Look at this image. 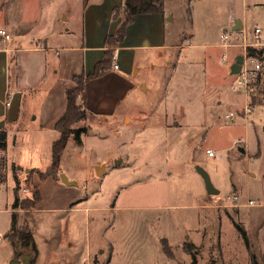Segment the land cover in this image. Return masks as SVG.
<instances>
[{"label":"rangeland","instance_id":"obj_1","mask_svg":"<svg viewBox=\"0 0 264 264\" xmlns=\"http://www.w3.org/2000/svg\"><path fill=\"white\" fill-rule=\"evenodd\" d=\"M164 3L175 13L182 12L183 17L191 6L192 28L196 32L192 42L210 46L200 47L207 51L209 94L214 93L216 86L222 88L209 107L216 115V122L223 124L208 131L204 149L194 157L191 149H183L180 142L171 140L170 132L164 127L163 108L144 110L139 123L138 115L126 121L121 119L115 126L118 134L114 127L99 128L102 122L94 120L92 114L78 122L75 126L82 130L81 142L67 144L59 168L54 171L59 180L63 173L74 183L55 184L49 180L41 187L47 198L53 199L49 208L58 207L61 198L70 196L86 200L91 207L89 216L69 209L38 210L33 214L34 209L20 208L16 212L18 227L34 215L35 246L42 258H49L55 250L60 254L57 264H64L71 260L69 252L104 242L110 243L104 246L106 254L114 248L108 264H188L192 262V255L186 251L185 243H192L197 264H251V252L246 250L236 224L243 228L249 224L248 228L259 230L258 219L253 215L260 209L237 206L225 198L239 188L245 199L264 202V104L257 103L264 102V86L261 85V95L245 118L241 115L245 107L243 93L229 91L233 84L229 71L242 49L222 47L220 33L226 28L234 34L231 29L234 15L248 30L254 24L261 27L264 41V0H163ZM82 7L83 0H0V28L10 29L19 38L27 31L36 36L54 33L57 28L67 31L76 27L75 22L66 21L64 11L78 15ZM225 52L229 59L220 63L218 59ZM164 87L159 86V91ZM228 91L236 96L241 94L240 99L218 107L216 99L226 97ZM140 102L144 106L152 104L143 95ZM232 112L239 116L229 120ZM205 146L213 148L214 157L206 154ZM239 146H244L246 152L237 153ZM28 147V143H23L18 148L17 164L25 168L31 156ZM52 150L48 151L49 162ZM7 163L0 148V194L6 191L9 196L8 202H0V232L5 235L0 249L8 245V240L12 243L9 234L13 213L8 210L14 207L11 192L15 193L19 186L21 199L28 196L22 192L23 180L8 178ZM102 164L105 169L97 174L95 168ZM12 168L16 171L14 165ZM198 168L207 171L219 194L206 193ZM22 175L32 182V172L23 171ZM162 241L167 243L173 257L167 255ZM256 257L257 263L263 264V255ZM101 263L97 254L89 264Z\"/></svg>","mask_w":264,"mask_h":264},{"label":"crops","instance_id":"obj_2","mask_svg":"<svg viewBox=\"0 0 264 264\" xmlns=\"http://www.w3.org/2000/svg\"><path fill=\"white\" fill-rule=\"evenodd\" d=\"M123 3L124 0H83V7L81 12L78 11V15L64 11L66 21L75 22L76 28L72 27L67 31L57 28L54 33L48 34V32L37 36L32 31L30 32L33 34L27 31L21 35V38L9 29L13 34L9 52L4 50L0 42V123H3L0 126V133L2 131L6 134V148L2 151L8 162L6 166L8 178L15 177L18 182L23 180L25 184L23 187L28 188V195L35 185L40 191L41 200L37 203L33 214L38 210L69 209L74 212H84L85 216H89L91 207L86 204V200L70 196L61 198V202L56 199L58 207L49 208L48 204L53 199L47 198L41 185L49 180H53L55 184L61 183L62 180L58 179V173L53 172L44 178L40 174L46 173L52 165L53 158L49 162L48 151L53 149V144L61 136L56 124L67 111L68 90L77 86L76 77L87 76L95 71L96 65L105 58L108 49L112 50L110 68L104 74L86 80L84 84L85 110L95 117L94 120L99 119L102 122L99 128L114 127L118 134L115 126L121 122V119L126 121L127 118L131 119L138 115L139 123L142 122L141 115L145 113L144 110L163 108L164 127L170 132L171 140L180 142L183 149H191L195 157L197 151L204 149L208 131L223 124L216 122L214 119L216 115L209 107V103L222 93L220 91L222 88L216 86L214 93L209 94L207 51L200 47L210 46H200L192 42L196 32L192 28L191 6L185 17L182 12L175 13V10L165 3H162L159 11L134 14L132 22L126 27L125 37L110 46L107 38L117 32L125 19ZM237 21L241 20H236L232 15L231 29L234 31L232 39L233 42L238 43L242 41L243 30L249 28L242 21L243 28L234 30ZM76 22H79V25H76ZM224 29L226 28L222 31ZM31 38H34L33 41ZM228 49L233 50V47ZM113 55L116 56L119 64L118 69L113 67ZM229 72L234 81L235 74H232L231 70ZM261 84L264 86V77ZM159 86L165 87L159 91ZM229 91L224 95L226 97L216 99L218 107L235 102L236 98L240 99L241 94L240 96L234 94L243 93L230 94ZM142 95L148 97L152 104L154 103L153 108L150 103L146 106L140 104ZM259 95H261L260 90L257 96L251 99L245 95L241 98L244 99L245 104L251 100L254 105ZM257 103L264 104V102ZM95 124L91 123L92 126H96ZM74 127L77 129L76 126ZM69 142L74 144L77 142L74 132L69 134L67 144ZM23 143L29 144L31 155L26 168L17 164L18 148ZM207 149L213 148L205 146L206 154H208ZM246 150L244 146H239L237 153H244ZM38 155L41 156L40 160ZM40 165L42 166L39 167ZM23 171L32 172V182H28V177L22 175ZM236 189L238 191H234L233 195L239 196L237 204H242L241 206L247 209L251 207L260 209L253 215V218L258 219L259 230L248 228L249 224H246L245 228L236 224L245 231L248 241L246 242L241 232L240 236L246 250L251 252L250 257L254 255L258 264L257 255L262 254L264 260V202L254 198L245 199L239 188ZM11 195V202H14L16 194L11 192ZM8 197L6 191L4 195L0 194V202L2 200L8 202ZM249 200H254L256 204L247 205ZM19 209L8 210L14 213ZM18 223L17 216V225ZM2 242L3 240L0 243ZM107 245L110 243L87 244L86 247L69 252L68 256L71 260L64 264H89L91 258L97 254L102 261L101 264H108L112 260L114 248L106 254L104 246ZM36 250V264H57L60 261V254L55 250L50 253L49 258H42L38 246ZM14 252L13 243L8 240V245L0 249L2 255L0 264L8 263ZM24 255L33 257L31 251ZM251 264H253L252 258Z\"/></svg>","mask_w":264,"mask_h":264},{"label":"trees","instance_id":"obj_3","mask_svg":"<svg viewBox=\"0 0 264 264\" xmlns=\"http://www.w3.org/2000/svg\"><path fill=\"white\" fill-rule=\"evenodd\" d=\"M163 0H124L123 8H124V15L125 19L122 25L119 27L117 32L114 35H111L107 38V43L111 45L117 44L120 40H122L126 35V27L129 23L132 22L134 14L143 13V12H155L159 11L162 6ZM247 53L255 56L264 61V46L260 47H248ZM112 64V50L108 49L106 52L105 58L100 61L96 67L95 71L92 74L87 76L81 75L75 78L77 86L74 89H70L67 92L68 96V108L66 113L61 117V119L56 124V129L60 131L61 136L60 138L55 141L53 144V161L50 167L49 172L41 173V177H46L48 174L53 173L59 166L61 154L66 147L68 136L70 133H75V139L77 142H81V132L82 130L75 129V125L86 119L90 114L85 110L84 106V84L85 81L93 78L98 77L104 74ZM80 98V99H79ZM79 101H83L82 105H79ZM6 134L1 131L0 133V148H6L5 142ZM19 186L16 187L15 194L16 198L14 201V209H35L37 203L41 200V194L37 187L33 186L31 189L30 194L27 197L21 199L19 195ZM12 226L10 230L9 236L12 238V243L15 248L14 255L12 259L19 260L21 256H23L26 252L31 251L33 257L30 261V264H36V246L35 240L33 235V228L35 219L34 216H31V219L28 223L17 226V214L16 212L13 213L12 216ZM237 228L241 231L243 237L245 238L246 242L247 236L243 229H241L238 225ZM164 249L168 256L173 257V253L167 243L163 242ZM186 251L192 255V262L188 264H197V257L195 250L193 249L192 243H185ZM25 252V253H24ZM253 264H256L255 257L252 255ZM11 259V260H12Z\"/></svg>","mask_w":264,"mask_h":264},{"label":"built area","instance_id":"obj_4","mask_svg":"<svg viewBox=\"0 0 264 264\" xmlns=\"http://www.w3.org/2000/svg\"><path fill=\"white\" fill-rule=\"evenodd\" d=\"M261 32L262 29L257 24H254L252 29H244L242 34V41L240 42H233L232 35L226 31L223 30L220 34L221 38V46L224 48H230L234 46H238L242 49L243 54V62L241 65L240 72L238 74H235V79L233 81V84L231 86V90L233 92H243L244 95L247 98H252L254 96H257L259 93V90L261 88V82L264 77V61L252 56L247 53L248 47H260L264 46V41L261 39ZM13 41V34L9 29L6 28H0V42L4 46V50L9 52V44ZM229 59V55L227 52H225L220 58V63H225ZM113 67L115 69L119 68V64L117 62L116 56L113 55ZM252 107V101L246 102L244 109L242 110V116L247 118V115L251 113ZM240 115V116H241ZM239 116V113L235 114L234 112L229 113L228 117L229 120H233ZM207 153L210 156L215 155V151L213 149H207ZM22 192H29L27 187L22 188ZM230 203L237 204L239 200L238 195H228L225 198ZM256 202L254 200H249L247 205H255ZM1 210V208H0ZM4 234L0 232V242L3 240ZM71 264V263H66Z\"/></svg>","mask_w":264,"mask_h":264},{"label":"water","instance_id":"obj_5","mask_svg":"<svg viewBox=\"0 0 264 264\" xmlns=\"http://www.w3.org/2000/svg\"><path fill=\"white\" fill-rule=\"evenodd\" d=\"M243 28L242 21H237L236 26L234 27V30H241ZM243 62V54H239L236 57L235 62L231 66V73L232 74H238L241 69V65ZM3 123H0V126H2ZM119 160H117V163ZM101 169H104V165H97L95 168V171L97 174L101 171ZM199 173L202 175L204 178L205 184H206V189L209 194H219V190L215 188L213 185L210 175L205 171L203 168H198ZM62 181L66 184H73L74 182L70 181L65 174H61ZM32 258H30L28 255L21 256L19 260L17 259H12L10 261V264H30Z\"/></svg>","mask_w":264,"mask_h":264}]
</instances>
